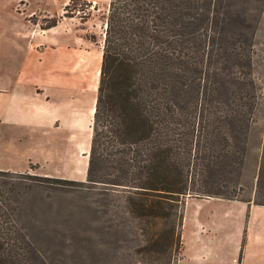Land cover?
<instances>
[{"label":"trees","instance_id":"1","mask_svg":"<svg viewBox=\"0 0 264 264\" xmlns=\"http://www.w3.org/2000/svg\"><path fill=\"white\" fill-rule=\"evenodd\" d=\"M263 3L110 0L87 178L0 170V264H46L26 219L49 185L117 187L127 210L181 248L187 197L252 203L237 193L259 134L255 197H264V43L249 19Z\"/></svg>","mask_w":264,"mask_h":264},{"label":"rangeland","instance_id":"2","mask_svg":"<svg viewBox=\"0 0 264 264\" xmlns=\"http://www.w3.org/2000/svg\"><path fill=\"white\" fill-rule=\"evenodd\" d=\"M109 6L110 0H0V68L65 62L68 70L74 69L83 89L81 105L91 104L98 93ZM251 11L249 19L256 24L257 41L264 43V3L253 5ZM55 18L58 23L43 33V39L50 42L48 48L30 50V40L39 37L27 34L35 24L43 28ZM259 138V134L251 138V165L244 170L237 193L239 199L254 198L251 204L264 200L255 197L254 168L257 156L261 159L262 155L255 147ZM57 186L49 185L29 200L39 215H32V224L26 219L41 240L46 264H180L182 245H168L169 235L162 234V225L127 210L124 197L116 193L119 188L104 183L85 189L76 184ZM211 197H187L183 227L187 244L194 230L193 219L199 215L206 227L204 236L210 235L219 245L222 240L229 242V256L233 254L237 264H259L264 260L259 255L264 252V205Z\"/></svg>","mask_w":264,"mask_h":264},{"label":"crops","instance_id":"3","mask_svg":"<svg viewBox=\"0 0 264 264\" xmlns=\"http://www.w3.org/2000/svg\"><path fill=\"white\" fill-rule=\"evenodd\" d=\"M53 27L35 24L27 35L39 38L30 40L29 49L48 48L50 42L43 39V33ZM66 66L65 62L59 65L53 60L46 64L0 68V170L67 179L87 176L96 100L81 105L83 89L73 75L74 69L68 70ZM193 223L188 244L183 223L180 264H185L183 260L195 264H237L236 257L229 256V242L222 240L219 245L211 240L209 233L205 237L206 227L199 215ZM259 255L264 259V252L260 251ZM259 262L264 264V260Z\"/></svg>","mask_w":264,"mask_h":264}]
</instances>
